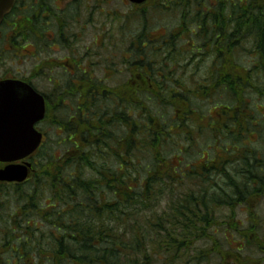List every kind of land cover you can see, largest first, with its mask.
<instances>
[{
    "label": "trees",
    "instance_id": "obj_1",
    "mask_svg": "<svg viewBox=\"0 0 264 264\" xmlns=\"http://www.w3.org/2000/svg\"><path fill=\"white\" fill-rule=\"evenodd\" d=\"M216 10L228 14L230 46L223 64H208V54L203 81L197 68L174 78L183 52L164 41L184 35L178 19L152 16L151 34L166 33L150 47L136 29L141 18L130 31L126 16L110 24L113 52L121 59L127 44L134 50L130 89L118 83L115 96L109 88L89 100L86 145L64 134L48 139L29 179L0 183V264H249L232 247L237 237L264 254V225L252 208L264 201V108L249 106V94L264 97V0H228ZM222 94L231 102L214 117L208 103ZM207 133L214 142L202 148ZM205 156L206 168L227 174L196 175ZM237 211L248 214V228Z\"/></svg>",
    "mask_w": 264,
    "mask_h": 264
},
{
    "label": "flooded vegetation",
    "instance_id": "obj_2",
    "mask_svg": "<svg viewBox=\"0 0 264 264\" xmlns=\"http://www.w3.org/2000/svg\"><path fill=\"white\" fill-rule=\"evenodd\" d=\"M112 1L16 0L0 22V110L19 113L23 104L26 113H38L39 100L34 94L41 97L44 117L34 128L43 134V143L55 131L76 146L86 145L80 134L88 106L106 95L109 88L115 96L113 87L118 83H126L130 89L129 83L135 78L134 50L127 44L120 59L118 52H113L118 49V43L112 42L115 34L110 41L108 31L110 24L117 26L119 17L128 18V31L134 30L137 17L141 18L144 26L140 27L137 19L136 29L144 31V43L148 40L149 47L152 40L166 33L158 28L161 32L151 34L148 24L152 16L178 19L184 35H171L164 45L172 50L179 45L183 53H190L191 59L182 63V67H198L196 60L204 64L211 53L215 55L208 64L226 61L222 57L230 46V20L227 13L221 14L216 8H224L228 0H145L139 4L121 0L122 13L111 6ZM166 28L171 29L169 25ZM139 81L150 84L149 74ZM221 126L228 127H218ZM205 158L198 160L196 175L205 179L227 174L206 168ZM4 166L0 164V168ZM202 166L204 169L198 170ZM249 182L257 186L261 178ZM258 200L253 209L262 206L263 201Z\"/></svg>",
    "mask_w": 264,
    "mask_h": 264
},
{
    "label": "water",
    "instance_id": "obj_3",
    "mask_svg": "<svg viewBox=\"0 0 264 264\" xmlns=\"http://www.w3.org/2000/svg\"><path fill=\"white\" fill-rule=\"evenodd\" d=\"M15 0H0V22L9 13ZM142 3L145 0H130ZM39 100V111L26 113L22 104L19 113L0 110V163L7 166L0 169V181L22 183L28 175L30 164L23 161L30 157L40 146L42 134L34 129V124L40 121L44 114L43 101Z\"/></svg>",
    "mask_w": 264,
    "mask_h": 264
},
{
    "label": "rangeland",
    "instance_id": "obj_4",
    "mask_svg": "<svg viewBox=\"0 0 264 264\" xmlns=\"http://www.w3.org/2000/svg\"><path fill=\"white\" fill-rule=\"evenodd\" d=\"M113 7H116V10H119L121 13L124 12L122 6H121V0H113L112 1V5ZM126 11V10H125ZM156 17V16H155ZM167 21H171L170 19H166ZM153 28H157V25L156 26H153ZM154 32L158 33V32H161L159 31V29H156L154 30ZM188 40H186L187 42ZM191 45V44H190ZM188 49L189 50H193V48L189 47L188 46ZM240 57H243L244 56V53L243 52H240V55L238 54V59L240 60ZM182 59H183V63L184 62H188L190 59H191V55L190 53H187V52H184L183 55H182ZM196 60V59H195ZM196 62L198 63V67L196 66H186L182 68V70L180 69V71L178 73H175L173 72V74L176 76L174 78H178L183 72L187 71L188 73L192 74L194 69L197 68L198 69V74H197V78L198 80H204L205 76L203 74L204 70L205 69L202 65L203 63L200 62V60H196ZM170 69V68H169ZM178 70H176L175 72H177ZM192 72V73H191ZM187 73V74H188ZM257 77H260V76H257ZM257 77L256 78H252L254 81L257 80ZM258 83V82H257ZM223 93V92H222ZM252 99H251V102H250V107L253 106V105H258V107L260 108H264V97H259L257 95H254V94H249ZM231 100H230V97H227L225 94H222V98H219L217 96H215L209 103V111L213 114L214 113V117H216L218 115V113L220 112V108L222 107L221 105L222 104H230ZM198 107L200 108V104H197ZM253 110V109H252ZM216 120V119H215ZM254 122V121H253ZM196 129H190V132L193 133V134H196L195 132ZM51 137L49 139H54L56 137H60V136H57L55 131H51ZM260 134H262V137L264 138V133L260 132ZM197 138V136H196ZM209 138V139H208ZM214 137L212 136V138H210V135L209 133L205 134L203 138H201V147L204 148L205 145H212V143L214 142L213 141ZM211 143V144H209ZM200 145V143H199ZM45 152H47V150L45 149L44 150ZM61 150H58V149H55L53 150V153L56 152V154H60ZM40 158V156H36L34 159L35 161H37L38 159ZM193 155L189 158V160H193ZM40 160V159H39ZM180 160H181V157H180ZM256 213L258 214V219H262V224L264 225V201H263V204L262 206H258V208L256 209ZM236 219L240 222V223H243L244 225V228H248L246 227L247 225H249V217H248V214L246 213H242L240 211H237V217ZM260 232V231H259ZM231 239V238H230ZM242 247V253L243 254L242 256L243 257H248V261H249V264H264V254L262 253H259L258 251H254V248L253 246H247L246 242H242L241 240L237 238L234 239V242L232 243V247L234 248V251L236 250L235 248H238V247ZM253 252V253H252ZM232 253L234 254V252L232 251ZM247 261V262H248Z\"/></svg>",
    "mask_w": 264,
    "mask_h": 264
}]
</instances>
